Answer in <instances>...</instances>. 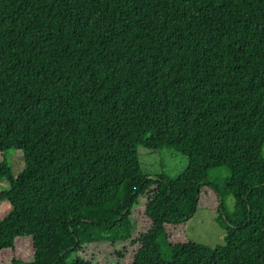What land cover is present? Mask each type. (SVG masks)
Listing matches in <instances>:
<instances>
[{
    "label": "trees",
    "instance_id": "1",
    "mask_svg": "<svg viewBox=\"0 0 264 264\" xmlns=\"http://www.w3.org/2000/svg\"><path fill=\"white\" fill-rule=\"evenodd\" d=\"M0 154V264H264V0H0ZM205 189L225 244L172 242Z\"/></svg>",
    "mask_w": 264,
    "mask_h": 264
},
{
    "label": "rangeland",
    "instance_id": "2",
    "mask_svg": "<svg viewBox=\"0 0 264 264\" xmlns=\"http://www.w3.org/2000/svg\"><path fill=\"white\" fill-rule=\"evenodd\" d=\"M141 166L145 173L152 175H164L171 179H178L183 171L186 170L188 159L186 156L176 153L173 150L165 149L163 151L149 150L140 147L138 150ZM9 164L15 176L19 175L25 168L24 156L21 151L9 150L5 152ZM3 158L0 154V160ZM228 173L222 174L212 173L210 179L219 182L221 185L225 184ZM8 188L7 181L1 182V191ZM205 193H210L208 189ZM235 198L228 196L225 199V209L228 215L234 210ZM217 207L218 201L215 195L210 193L209 197L202 201L199 210L195 216L186 224L178 227H169L168 231L172 237V242H182L192 240L199 244L216 247L225 244V231L217 222ZM11 210L8 202H0V218L5 217ZM18 257L24 260L33 259V248L30 238L18 239L16 243ZM98 248L95 249V251ZM112 247L103 246L102 254L110 252ZM6 260L9 255L5 253Z\"/></svg>",
    "mask_w": 264,
    "mask_h": 264
}]
</instances>
